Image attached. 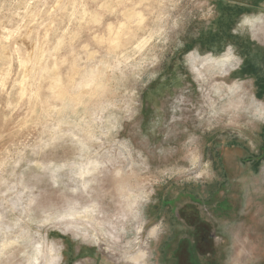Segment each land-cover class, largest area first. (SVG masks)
<instances>
[{
  "label": "rangeland",
  "instance_id": "1",
  "mask_svg": "<svg viewBox=\"0 0 264 264\" xmlns=\"http://www.w3.org/2000/svg\"><path fill=\"white\" fill-rule=\"evenodd\" d=\"M219 203L262 260L264 0H0V264H157Z\"/></svg>",
  "mask_w": 264,
  "mask_h": 264
},
{
  "label": "flooded vegetation",
  "instance_id": "2",
  "mask_svg": "<svg viewBox=\"0 0 264 264\" xmlns=\"http://www.w3.org/2000/svg\"><path fill=\"white\" fill-rule=\"evenodd\" d=\"M219 204V208L218 206L206 207L203 211L194 205L187 210L180 208L178 219H181L188 229H184L185 236H176L175 240L165 245L166 250L164 248L161 253L156 250V261H159L157 264H228L223 253L215 254L217 248L225 243V236L218 235V233L224 234L220 230H223V227L219 229L215 223L233 221L235 217H232L230 211L233 208H225L226 204ZM252 243H254L253 240ZM206 249H209V252H203ZM255 258H257L256 252L252 251L249 255L242 254L240 262L247 263L252 259V264H264V258L259 262L255 261Z\"/></svg>",
  "mask_w": 264,
  "mask_h": 264
},
{
  "label": "bare ground",
  "instance_id": "3",
  "mask_svg": "<svg viewBox=\"0 0 264 264\" xmlns=\"http://www.w3.org/2000/svg\"><path fill=\"white\" fill-rule=\"evenodd\" d=\"M252 23V22H251ZM121 27V26H120ZM119 32V31H118ZM117 39V38H116ZM113 42V41H112ZM116 46H117V44H116ZM197 55V54H196ZM36 58V57H35ZM210 58V57H209ZM208 58V59H209ZM34 59V58H33ZM207 59V60H208ZM232 59V58H231ZM231 59L228 57L227 59H224V60H222V61H220V62H218L219 64L217 65V66H215L216 67V70H219L221 73L219 74V76L220 75H222L223 77L224 76H226V75H228L229 73H231L232 71H234L235 69V65L233 64V62L231 61ZM205 60V62H206V59H204ZM218 60V59H217ZM202 63H204L203 61H202ZM214 64H216V63H214ZM214 64H212V65H214ZM239 64V63H238ZM202 65V64H201ZM205 66V65H204ZM196 70V69H195ZM205 69H203V71H204ZM210 70H211V68H210ZM213 70V69H212ZM198 72V71H197ZM203 73V72H202ZM219 73V72H218ZM27 74V73H26ZM214 77V76H213ZM90 78H92L91 76H90ZM89 78V80L91 81L92 79H90ZM24 79V78H23ZM90 81H88V82H90ZM97 82V81H96ZM98 83H101V82H98ZM19 84V83H18ZM226 86V83H223L222 85H220V86H218V88H217V91H219V92H221V89H223V87H225ZM231 86V85H230ZM94 87H96V86H94ZM97 89H101L102 87H101V85L100 84H97V87H96ZM241 87L240 86H237V85H234L233 87H229V91L231 92V93H235L238 89H240ZM212 90H213V88H212ZM61 91V90H60ZM227 91V90H226ZM228 92V91H227ZM63 95V94H62ZM72 98V97H71ZM257 99V98H256ZM258 105V104H257ZM260 107V106H259ZM262 107V106H261ZM254 108V107H253ZM83 114V113H82ZM95 221V220H94ZM62 224V223H61ZM79 224V223H78ZM82 224V223H81ZM77 226V225H76ZM79 226V225H78ZM58 227V226H57ZM111 227V226H110ZM73 228V227H72ZM86 228V227H85ZM83 229V228H82ZM81 230V229H80ZM87 231V230H86ZM85 234V233H84ZM117 235V234H116ZM75 237V236H74ZM81 237V236H80ZM85 237V236H84ZM92 239V238H91ZM97 239V238H96ZM82 240V239H81ZM91 241V240H90ZM95 242V241H94ZM93 242V243H94ZM103 243V242H102ZM111 243V242H110ZM98 244V243H97ZM112 244V243H111ZM115 244V243H114ZM113 244V245H114ZM102 245V244H101ZM112 250V249H111ZM54 253H55V251H54ZM103 253V252H102ZM58 254V253H57ZM114 255V254H113ZM142 255V254H141ZM52 256V255H51ZM116 256V255H115ZM114 257V256H113ZM50 258V257H49ZM116 258V257H115ZM119 258H120V260H122V261H125L126 262V264H149V262H150V260L148 259V257L147 258H144V257H135V258H127V257H125V256H122V255H119ZM59 258L57 257V256H53V258L51 257L50 258V260L48 261L50 264L54 261V263L56 262L57 263V261H59L58 260ZM117 259V258H116ZM118 263L120 262V261H117ZM124 263V262H123Z\"/></svg>",
  "mask_w": 264,
  "mask_h": 264
}]
</instances>
